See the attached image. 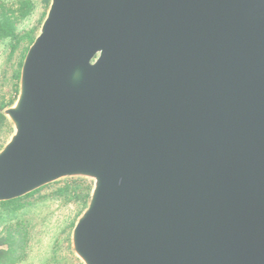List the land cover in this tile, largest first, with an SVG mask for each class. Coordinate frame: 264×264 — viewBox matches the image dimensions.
I'll return each instance as SVG.
<instances>
[{"label":"water","instance_id":"95a60500","mask_svg":"<svg viewBox=\"0 0 264 264\" xmlns=\"http://www.w3.org/2000/svg\"><path fill=\"white\" fill-rule=\"evenodd\" d=\"M19 74L0 203L91 182L80 264H264V0H49Z\"/></svg>","mask_w":264,"mask_h":264},{"label":"rangeland","instance_id":"374dc122","mask_svg":"<svg viewBox=\"0 0 264 264\" xmlns=\"http://www.w3.org/2000/svg\"><path fill=\"white\" fill-rule=\"evenodd\" d=\"M1 1L5 6L10 7L18 0ZM30 1L33 3L31 14L17 25L19 37L31 30H33L34 37L37 35L49 6V2L44 3L42 0ZM13 43L9 40L0 43L1 115L3 110L10 106L16 98L19 80L15 81L12 76L19 68L23 54L25 56L27 52H25L27 41L23 40L18 44L15 52L11 54L10 44ZM11 134L12 128L8 120L6 118L5 120H0V149L8 141ZM86 183L89 185V195L91 182L86 181ZM62 185L61 183L49 189H44L29 199V201L33 202L39 200V196L43 197L40 201L35 202L36 207L30 211V215H27L32 228L28 231L27 258L24 263L20 262V264H80L71 252L69 243L74 223L86 204L83 206L79 200H72L66 203L64 197L53 196L52 192L54 189Z\"/></svg>","mask_w":264,"mask_h":264},{"label":"trees","instance_id":"16d2710c","mask_svg":"<svg viewBox=\"0 0 264 264\" xmlns=\"http://www.w3.org/2000/svg\"><path fill=\"white\" fill-rule=\"evenodd\" d=\"M42 1L44 3L49 2V0ZM32 9L33 3L30 0L15 1L10 7L5 6L0 0V43L5 40L14 42L10 44L11 54L15 52L18 44L23 40L27 41L26 52L34 39L33 30L25 33L21 37L17 34L18 23L29 16ZM23 58L24 54L21 58L19 68L13 73L12 77L15 81L19 80ZM0 120H5L1 114ZM61 183L63 185L54 189L52 192L54 194L53 196L59 198L64 197L66 203L72 200H79L83 206L86 204L89 191V185L86 181L66 180L61 181ZM61 183L50 184L24 197L0 203V264H20V262H25L27 258L26 249L29 241L28 231L32 228L27 215H30V211L36 207L35 202L40 201L43 197L39 196V200L33 202L29 201V199L39 194L42 190L49 189Z\"/></svg>","mask_w":264,"mask_h":264}]
</instances>
